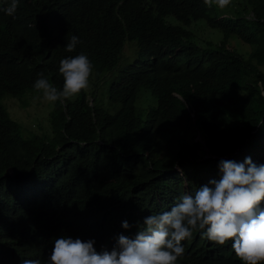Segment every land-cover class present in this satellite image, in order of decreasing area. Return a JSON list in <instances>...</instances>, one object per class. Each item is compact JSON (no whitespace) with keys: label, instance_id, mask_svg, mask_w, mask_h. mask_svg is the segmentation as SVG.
<instances>
[{"label":"trees","instance_id":"16d2710c","mask_svg":"<svg viewBox=\"0 0 264 264\" xmlns=\"http://www.w3.org/2000/svg\"><path fill=\"white\" fill-rule=\"evenodd\" d=\"M234 1L237 15L205 0H18L13 17L0 0L1 252L47 264L62 236L111 251L220 179V161L264 165V0ZM203 21L222 38L198 39L191 28ZM127 42L136 57L121 66ZM81 53L91 90L52 102V134L23 129L3 98L42 95L40 73L62 90L60 61ZM201 231L176 264H244L232 240Z\"/></svg>","mask_w":264,"mask_h":264},{"label":"clouds","instance_id":"9594fccd","mask_svg":"<svg viewBox=\"0 0 264 264\" xmlns=\"http://www.w3.org/2000/svg\"><path fill=\"white\" fill-rule=\"evenodd\" d=\"M231 0H205L211 6L226 7ZM18 0H11L3 9L13 16ZM79 38L71 36L66 44L68 52L74 51ZM93 65L87 55L81 53L60 61L59 72L63 76V88L58 90L43 73L34 82V88L42 91L49 102L69 99L89 86ZM220 179L199 187L194 194L185 193L170 210L144 218L134 237L120 234L116 246L98 252L94 240L84 242L70 237L56 238L47 264H176L183 255L182 241L192 236L194 230H202V237L219 245L232 240V249L244 264H260L264 261V165L253 163L251 158L243 162L222 160L219 163ZM129 229L127 221L122 222ZM4 243H6L4 241ZM16 254L0 251V264H18ZM22 264H41L39 259H23Z\"/></svg>","mask_w":264,"mask_h":264},{"label":"rangeland","instance_id":"374dc122","mask_svg":"<svg viewBox=\"0 0 264 264\" xmlns=\"http://www.w3.org/2000/svg\"><path fill=\"white\" fill-rule=\"evenodd\" d=\"M236 2L234 0H231V2L224 7L225 10H228L227 13L230 15H237L236 10L239 9V4H236L235 7L231 10V6H233ZM172 22H174L172 20ZM203 28H198L193 26L191 29L195 32L196 36L200 40H206L209 37L212 39H221L222 35L219 31L210 29L206 22H200L199 23ZM215 36V38L213 37ZM236 45L238 42H235ZM136 44L127 42L124 50H123V56L121 58L120 65H125L126 63H131L133 61V58L136 57ZM241 52L245 55H248L251 51L250 47L246 44L238 45ZM90 85V83H89ZM92 84L90 87H87L86 89L91 90ZM109 85L107 84L106 88H100L98 90L97 96L102 100V102H105L107 100V92H108ZM29 94V92H28ZM28 94H26L23 99V101H27L28 105H24L23 101H21L22 98H13L11 96H5L2 100V103L7 108L8 112L10 113L11 117L21 124L23 129H27L29 131L34 130L36 132L35 134H43L47 132V134H52L53 128L50 121V114L53 111V103L49 102L44 99L43 94L42 95H36V97H28ZM27 96V97H26ZM26 97V98H25ZM75 99V96H74ZM144 105L142 103H139V106Z\"/></svg>","mask_w":264,"mask_h":264},{"label":"bare ground","instance_id":"6f19581e","mask_svg":"<svg viewBox=\"0 0 264 264\" xmlns=\"http://www.w3.org/2000/svg\"><path fill=\"white\" fill-rule=\"evenodd\" d=\"M91 86V84L88 86V87H90ZM97 90V89H96Z\"/></svg>","mask_w":264,"mask_h":264}]
</instances>
